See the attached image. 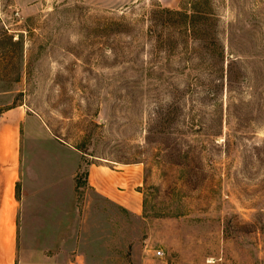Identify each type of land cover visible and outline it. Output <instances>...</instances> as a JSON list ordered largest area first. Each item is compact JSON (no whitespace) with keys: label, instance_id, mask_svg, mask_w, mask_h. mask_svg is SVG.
<instances>
[{"label":"rangeland","instance_id":"obj_1","mask_svg":"<svg viewBox=\"0 0 264 264\" xmlns=\"http://www.w3.org/2000/svg\"><path fill=\"white\" fill-rule=\"evenodd\" d=\"M192 6L194 37L153 19ZM18 105L81 158L28 196L30 258L264 264V0H0Z\"/></svg>","mask_w":264,"mask_h":264},{"label":"crops","instance_id":"obj_2","mask_svg":"<svg viewBox=\"0 0 264 264\" xmlns=\"http://www.w3.org/2000/svg\"><path fill=\"white\" fill-rule=\"evenodd\" d=\"M41 155L48 159L45 165ZM80 162L78 154L56 142L23 106L0 110V264H62L46 256L41 260L28 256L29 235L53 232L41 227L38 218L28 220L26 202L39 188L66 185L71 169ZM32 180L37 181V188L32 187Z\"/></svg>","mask_w":264,"mask_h":264},{"label":"trees","instance_id":"obj_3","mask_svg":"<svg viewBox=\"0 0 264 264\" xmlns=\"http://www.w3.org/2000/svg\"><path fill=\"white\" fill-rule=\"evenodd\" d=\"M193 3V2H192ZM193 4H190V6ZM192 14H189L185 11H170V10H161L153 13V19L155 22L168 21L176 23L180 28L188 33L189 36L197 35L198 24L201 21L205 20V17L202 13L195 10V7H191ZM194 9V10H193Z\"/></svg>","mask_w":264,"mask_h":264},{"label":"built area","instance_id":"obj_4","mask_svg":"<svg viewBox=\"0 0 264 264\" xmlns=\"http://www.w3.org/2000/svg\"><path fill=\"white\" fill-rule=\"evenodd\" d=\"M161 254H162V252H161L160 250L155 251V255H156V256H161Z\"/></svg>","mask_w":264,"mask_h":264}]
</instances>
